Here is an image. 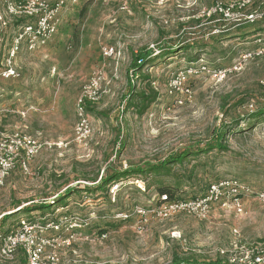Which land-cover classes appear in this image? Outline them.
Segmentation results:
<instances>
[{
  "label": "rangeland",
  "instance_id": "obj_1",
  "mask_svg": "<svg viewBox=\"0 0 264 264\" xmlns=\"http://www.w3.org/2000/svg\"><path fill=\"white\" fill-rule=\"evenodd\" d=\"M6 1L57 0H0V71L20 31ZM217 1L240 0H79L63 10L45 46L29 50L26 42H19L11 60L16 75L0 77V138L22 131L41 143L67 145H44L30 161L28 174L18 168L10 173L0 189V229L20 219L41 223L43 217L56 221L66 216L80 227L45 233L73 238L71 246L59 249V264H171L176 256L227 264L229 253L264 237V205L249 198L242 215L230 205L214 206L206 219L185 213L157 215L161 186L172 187L184 199L228 179L264 191V117L248 119L264 108V56L247 61L219 83L206 77L189 79L192 95L182 104L167 92L170 78L199 59L210 67H229L255 50L256 36L264 40V18L234 27L216 21L217 16L212 21L202 15ZM258 8H264V0H251L244 11ZM192 44L194 49H181ZM103 46L115 48L114 59L103 60ZM167 49L171 53L164 55ZM146 50H161L163 55L152 57L138 79L131 72L132 59ZM101 66L108 83L99 101L86 110L90 136L77 142L75 104L82 85ZM131 87L133 96L155 94L142 114L136 106L127 107ZM241 100L245 103L236 107ZM221 133L226 151L191 157L171 167L168 175L128 178L106 191H93V184L84 181L99 179L104 171L143 167L186 148H201ZM67 188L76 189L67 196ZM57 196H64L61 203ZM40 204L49 207L35 210ZM140 208L146 216L137 213ZM47 255L41 264H49ZM0 264L26 260L19 254L14 262Z\"/></svg>",
  "mask_w": 264,
  "mask_h": 264
},
{
  "label": "built area",
  "instance_id": "obj_2",
  "mask_svg": "<svg viewBox=\"0 0 264 264\" xmlns=\"http://www.w3.org/2000/svg\"><path fill=\"white\" fill-rule=\"evenodd\" d=\"M79 0H57L53 4L44 1H6L7 13L15 17L30 18L32 21L20 28L14 39L10 53L6 58V65L0 71V77L9 79L16 75L11 66V60L15 56L18 44L26 42L29 50H35L45 46L55 35L60 15L67 6L76 5ZM161 2L164 0H160ZM251 0H240L231 3L217 1L209 9L202 12L207 19L217 16L216 21L232 22L239 24H253L264 18V8H258L245 12L244 8ZM255 50L246 52L239 62L229 67H210L201 58L195 65L188 66L185 70H179L172 76L167 85L169 97H175L179 104L182 99L191 98L192 92L189 79L206 77L219 83L228 76L241 71L243 65L256 57L264 56V40L256 36ZM103 60L114 59L116 50L113 46L101 48ZM108 83L104 67L97 68L82 85L80 95L75 104L76 123L74 135L77 142L85 141L91 134L92 128L86 112L87 104H95L103 95L104 87ZM264 88V81L261 82ZM252 110V105L249 106ZM55 146L59 149L66 147L67 143L44 142L22 131H14L0 138V189L4 187L10 173L18 168L23 174L29 173L30 161L37 156L43 146ZM253 199L264 205V191L256 190L236 179L221 180L210 184L203 195L186 199H168L166 195L160 196V205L157 215L161 218L175 213H185L198 219H206L214 206L226 207L228 205L238 214L244 213L245 199ZM154 212V210H152ZM140 216H146L144 209H138ZM120 216L122 214H119ZM30 222L20 219L15 226L6 230L0 229V261L13 262L18 254H22L26 264H41L42 258L48 252L45 259L49 264H59L58 251L61 247H69L72 236L60 239L58 236H46L47 231L58 232L63 227L66 231L80 227L66 216H60L56 221L47 220ZM68 227V228H67ZM233 230V234H237ZM173 237H180L173 232ZM223 254V253H221ZM227 264H264V237L248 245H241L237 252L227 256Z\"/></svg>",
  "mask_w": 264,
  "mask_h": 264
},
{
  "label": "trees",
  "instance_id": "obj_3",
  "mask_svg": "<svg viewBox=\"0 0 264 264\" xmlns=\"http://www.w3.org/2000/svg\"><path fill=\"white\" fill-rule=\"evenodd\" d=\"M15 18H16L15 19L16 25L20 28L22 26H24L25 24L31 22L30 18H25V17H15ZM211 18H212L211 19L212 21L215 20L214 17H211ZM255 23H257V22H255ZM255 23H253V24H255ZM240 25H242V24H239V23L233 24L234 27H238ZM192 47H193V49L195 48L193 46V44L191 46L184 45L183 48H181V49L189 50V49H192ZM166 51H168V52L164 53V55L171 53V52H169L170 49H167ZM162 55L163 54H161V50L157 54H155L152 50L137 52L136 55L134 56V58L132 59V63H131L132 75H136L137 78L139 79L141 77L140 72L142 71V69L144 67H146L147 65L150 64L151 58L152 57L160 58V57H162ZM142 77H145V76H142ZM128 96H129V102L127 104V107L129 108V107L136 106L137 111L140 114H142L148 108V106L155 101V94L154 93L153 94H151V93H149V94L140 93L137 96H133L132 87H131V90L129 91ZM136 100L138 103L133 104V101H136ZM244 103H245V101L241 100L235 106L240 107ZM88 105H90V104L86 105V110H88V108H89ZM261 117H264V108H259V109L255 110L252 114H250L248 119L257 120ZM224 142H225L224 141V133H221L220 136H217V138L215 140L207 142L201 148L200 147L186 148L183 151L168 155L166 158H164L162 161H160L158 163H148L143 167H140V166L133 167V166L129 165L128 167H126L124 169H120L119 171H117V170L104 171L105 174H102L99 179H97V178L85 179L84 181L90 182L93 184V186H94V188H92L93 191H106V189H108V187L110 185H112L113 183L119 182L121 180H126L128 178L137 177V176H141V175H153V176L168 175L171 167H173L175 165H182L185 161H187L191 157H196L197 155H200V154H208V153L213 152L214 150H216L218 152L226 151L227 146L224 144ZM210 184H212V183H210ZM210 184L207 185L204 192L200 195H203L206 192V190ZM75 189L74 188L65 189L64 190L65 195H67V196L71 195L70 193H74ZM84 189H85V191H89V188L85 187ZM157 191L159 193V196L166 195L168 199H184V198L180 197V195L177 193V191H175L170 186L158 187ZM200 195H198V196H200ZM62 197H64V196H62ZM62 197L57 196V198L59 199V200H57V203L62 202L60 200V199H62ZM193 197H197V196H193ZM49 203H51V205H54L55 202L52 201ZM48 207L49 206H45V204H40L39 206H36L35 210H43V209H46ZM26 220L33 222L29 219H26ZM21 256L24 258V256L22 254H21ZM171 264H202V262L195 260L192 257L180 258V257L176 256L173 258ZM207 264H222V263L215 260L213 262H208Z\"/></svg>",
  "mask_w": 264,
  "mask_h": 264
},
{
  "label": "crops",
  "instance_id": "obj_4",
  "mask_svg": "<svg viewBox=\"0 0 264 264\" xmlns=\"http://www.w3.org/2000/svg\"><path fill=\"white\" fill-rule=\"evenodd\" d=\"M44 218V217H43ZM40 219H42V218H40Z\"/></svg>",
  "mask_w": 264,
  "mask_h": 264
}]
</instances>
